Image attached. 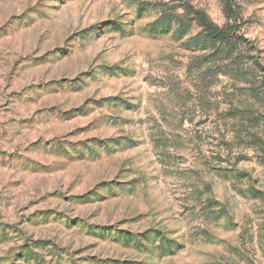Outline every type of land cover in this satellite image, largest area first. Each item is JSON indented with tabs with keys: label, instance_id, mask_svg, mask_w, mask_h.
Returning <instances> with one entry per match:
<instances>
[{
	"label": "rangeland",
	"instance_id": "obj_1",
	"mask_svg": "<svg viewBox=\"0 0 264 264\" xmlns=\"http://www.w3.org/2000/svg\"><path fill=\"white\" fill-rule=\"evenodd\" d=\"M234 2L230 57L149 32L179 0H0V264H264V0Z\"/></svg>",
	"mask_w": 264,
	"mask_h": 264
},
{
	"label": "trees",
	"instance_id": "obj_2",
	"mask_svg": "<svg viewBox=\"0 0 264 264\" xmlns=\"http://www.w3.org/2000/svg\"><path fill=\"white\" fill-rule=\"evenodd\" d=\"M179 7L182 8V13L177 12V8L168 9L164 3H155V6L159 8L161 17L151 22L148 25L149 32L154 34L159 33H170L173 35L183 38L187 36L192 28V22L197 24L203 29L202 32L194 39L188 41H194L200 39L203 45V50H208L211 55L228 53L231 57L234 54V49L239 46H245L247 40L239 35L237 28L240 20L238 9L235 6L234 0H226V11L228 14V26L220 28L215 25L209 16L202 10L194 9L187 0H179ZM140 10H146L148 7H152V3L141 5ZM175 9V10H174ZM118 31H122L120 25H115ZM235 48L233 49V47ZM193 48L192 46H189ZM233 49V50H232Z\"/></svg>",
	"mask_w": 264,
	"mask_h": 264
}]
</instances>
